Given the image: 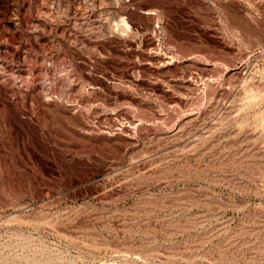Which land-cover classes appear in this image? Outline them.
Here are the masks:
<instances>
[{"label":"rangeland","instance_id":"1","mask_svg":"<svg viewBox=\"0 0 264 264\" xmlns=\"http://www.w3.org/2000/svg\"><path fill=\"white\" fill-rule=\"evenodd\" d=\"M0 264H264V0H0Z\"/></svg>","mask_w":264,"mask_h":264},{"label":"bare ground","instance_id":"2","mask_svg":"<svg viewBox=\"0 0 264 264\" xmlns=\"http://www.w3.org/2000/svg\"><path fill=\"white\" fill-rule=\"evenodd\" d=\"M121 173V172H120Z\"/></svg>","mask_w":264,"mask_h":264}]
</instances>
